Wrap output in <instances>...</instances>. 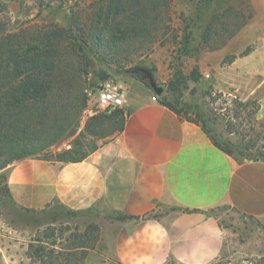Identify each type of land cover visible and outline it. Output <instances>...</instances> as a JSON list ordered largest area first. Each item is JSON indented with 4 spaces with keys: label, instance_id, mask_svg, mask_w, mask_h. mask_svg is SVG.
Returning a JSON list of instances; mask_svg holds the SVG:
<instances>
[{
    "label": "crops",
    "instance_id": "1",
    "mask_svg": "<svg viewBox=\"0 0 264 264\" xmlns=\"http://www.w3.org/2000/svg\"><path fill=\"white\" fill-rule=\"evenodd\" d=\"M16 4L9 6L13 14ZM220 52V65L206 76L245 103L258 101L264 120V48L239 51L230 41ZM230 53L234 58L223 64ZM119 85L129 91L123 129L81 162L11 164L0 172L9 199L30 211L98 210L102 242L118 264H217L228 233L210 212L226 206L264 228V161H236L143 82L128 77ZM169 207L189 212L158 216ZM13 233L0 215V264H32L27 243Z\"/></svg>",
    "mask_w": 264,
    "mask_h": 264
},
{
    "label": "trees",
    "instance_id": "2",
    "mask_svg": "<svg viewBox=\"0 0 264 264\" xmlns=\"http://www.w3.org/2000/svg\"><path fill=\"white\" fill-rule=\"evenodd\" d=\"M12 2L21 0H0V15L8 12ZM249 9V5L241 9L230 5L213 14L202 32L201 46L210 51L227 46L252 20ZM171 11L172 0H97L86 14H77L72 8L64 26L51 23L12 32L0 19V172L27 158L63 163L85 160L89 154L55 152L53 148L79 131L88 106L90 70L98 67L122 76L128 69L143 66L134 65L132 58L152 52L162 32L165 35L172 28ZM171 42L189 54L191 34L186 30L182 37L176 33ZM197 72L193 73L195 82L201 79ZM131 77L150 87L147 81ZM159 101L181 118L201 126L215 146L233 157V145L221 140L198 106L171 102L166 96ZM235 102L241 114L254 106L249 116L261 123L256 119V102ZM124 123L125 112L120 109L90 118L84 132L104 139L122 130ZM257 137L263 140L260 134ZM243 161H264V151L247 152L239 162ZM6 189L9 198L7 185Z\"/></svg>",
    "mask_w": 264,
    "mask_h": 264
},
{
    "label": "rangeland",
    "instance_id": "3",
    "mask_svg": "<svg viewBox=\"0 0 264 264\" xmlns=\"http://www.w3.org/2000/svg\"><path fill=\"white\" fill-rule=\"evenodd\" d=\"M96 1L21 0L13 10L14 14L9 8L8 12L0 15V19L5 21L7 29L12 32L51 23L64 26L72 8L77 14H86L89 12V5ZM230 5L240 9L249 5L253 14L248 25L230 40L233 48L239 51L264 48V5L254 8L251 0H172V28L166 36L162 32L163 35L154 45L152 52L141 56L135 54L132 59L134 65L141 63L153 72L156 81L165 87L163 96L171 102L198 106L221 140L233 145V158L242 161L247 152L264 151V125L261 124L264 120L258 118V113L256 119L261 123H255V118H250L254 106L241 114L235 101L245 102L217 87V79L213 81L211 77L206 76L213 63L214 67L220 65L219 58L215 55H219L226 46L217 51L205 50L201 46L202 32L211 16ZM59 7L62 9L58 10ZM185 30L191 34L188 55L180 50L183 46H175L171 42L176 33L182 37ZM234 55L228 54L223 64L230 62ZM90 72L87 86L90 89L94 87L95 90L91 89L93 91L106 81L120 83L131 77L111 75L98 67L92 68ZM195 72L201 75L198 82L192 80ZM126 89L125 92L129 93L128 86ZM252 102H256L260 110L259 102ZM88 121L83 114L77 134L53 148V151L73 150L82 156L97 149L98 144L103 143L105 138L99 139L85 133ZM82 131L84 134L80 135ZM258 134L263 140L257 139ZM172 212L185 211L178 207L163 208L158 216L163 217ZM210 213L220 219L228 233L223 255L217 264H242L244 260L264 264V228L261 224L235 213L226 206L218 207ZM0 215L3 223L14 231L15 238L27 243L32 264H118L102 242V216L98 210L71 213L61 208L35 212L19 208L9 200L5 179L1 174ZM169 264L177 263L170 260Z\"/></svg>",
    "mask_w": 264,
    "mask_h": 264
},
{
    "label": "built area",
    "instance_id": "4",
    "mask_svg": "<svg viewBox=\"0 0 264 264\" xmlns=\"http://www.w3.org/2000/svg\"><path fill=\"white\" fill-rule=\"evenodd\" d=\"M88 106L84 111V118L90 119L97 115H111L123 109L126 104V92L119 83L106 81L96 91L88 89ZM242 264H256L251 260H244Z\"/></svg>",
    "mask_w": 264,
    "mask_h": 264
},
{
    "label": "water",
    "instance_id": "5",
    "mask_svg": "<svg viewBox=\"0 0 264 264\" xmlns=\"http://www.w3.org/2000/svg\"><path fill=\"white\" fill-rule=\"evenodd\" d=\"M126 75L136 76L143 81H147L150 88L158 97H162L165 93V87L156 81L153 72L149 68L136 66L126 70Z\"/></svg>",
    "mask_w": 264,
    "mask_h": 264
}]
</instances>
